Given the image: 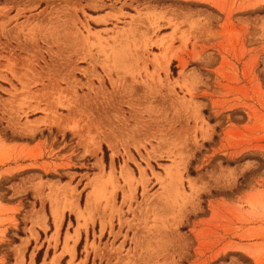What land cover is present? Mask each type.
I'll use <instances>...</instances> for the list:
<instances>
[{"label":"rangeland","instance_id":"1","mask_svg":"<svg viewBox=\"0 0 264 264\" xmlns=\"http://www.w3.org/2000/svg\"><path fill=\"white\" fill-rule=\"evenodd\" d=\"M0 264H264V0H0Z\"/></svg>","mask_w":264,"mask_h":264},{"label":"bare ground","instance_id":"2","mask_svg":"<svg viewBox=\"0 0 264 264\" xmlns=\"http://www.w3.org/2000/svg\"><path fill=\"white\" fill-rule=\"evenodd\" d=\"M54 216H55L56 219L60 216V214L57 213V210H54Z\"/></svg>","mask_w":264,"mask_h":264}]
</instances>
